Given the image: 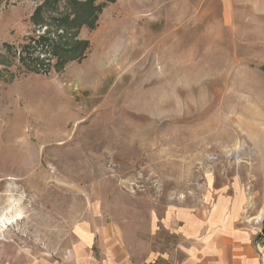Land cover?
Segmentation results:
<instances>
[{"label":"rangeland","instance_id":"374dc122","mask_svg":"<svg viewBox=\"0 0 264 264\" xmlns=\"http://www.w3.org/2000/svg\"><path fill=\"white\" fill-rule=\"evenodd\" d=\"M45 1L0 0V264L65 262L100 220L171 261L165 213L219 194L262 223L264 0H97L82 58L35 73L25 45L63 35L32 23Z\"/></svg>","mask_w":264,"mask_h":264},{"label":"crops","instance_id":"0c3cea01","mask_svg":"<svg viewBox=\"0 0 264 264\" xmlns=\"http://www.w3.org/2000/svg\"><path fill=\"white\" fill-rule=\"evenodd\" d=\"M243 207L240 197L219 194L197 208L168 210L162 224L181 241L171 261L136 255L122 228L100 220L80 227L66 261L52 264H264V215L256 223Z\"/></svg>","mask_w":264,"mask_h":264},{"label":"trees","instance_id":"16d2710c","mask_svg":"<svg viewBox=\"0 0 264 264\" xmlns=\"http://www.w3.org/2000/svg\"><path fill=\"white\" fill-rule=\"evenodd\" d=\"M96 1L97 0H65V5L70 6L71 10L70 12L62 13L60 11L58 12L61 0H46L43 5L35 10L31 17V21L36 27L46 28L47 30V23L53 21L58 27V31H62L63 35L59 36L58 39L54 41L50 40L52 34L49 32H44L41 36L33 37L30 39V42L25 45L23 49L24 53L22 54L20 52L21 60L29 61L27 58L30 59V64L33 66L32 70L35 73H43L42 68L45 67L43 63L49 60L41 56L50 52V47L55 48L60 60H58V64L62 66L70 61L80 60L88 48V43L77 41L76 39L79 30L83 26H88L90 29L96 27L99 16L103 10V6L96 5ZM115 1L116 0H111V2ZM71 42L76 43L72 51H70L71 49L69 48ZM66 53H70V59L63 58Z\"/></svg>","mask_w":264,"mask_h":264},{"label":"bare ground","instance_id":"6f19581e","mask_svg":"<svg viewBox=\"0 0 264 264\" xmlns=\"http://www.w3.org/2000/svg\"><path fill=\"white\" fill-rule=\"evenodd\" d=\"M16 215V214H15ZM21 217V214H17L15 217H13L14 219L13 220H18L19 218ZM261 218L259 217V220H260ZM11 222V221H10ZM3 223V222H2Z\"/></svg>","mask_w":264,"mask_h":264}]
</instances>
